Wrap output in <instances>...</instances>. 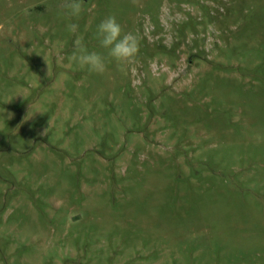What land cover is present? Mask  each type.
Here are the masks:
<instances>
[{
	"label": "rangeland",
	"instance_id": "1",
	"mask_svg": "<svg viewBox=\"0 0 264 264\" xmlns=\"http://www.w3.org/2000/svg\"><path fill=\"white\" fill-rule=\"evenodd\" d=\"M79 2L0 0V264H264V0Z\"/></svg>",
	"mask_w": 264,
	"mask_h": 264
},
{
	"label": "clouds",
	"instance_id": "2",
	"mask_svg": "<svg viewBox=\"0 0 264 264\" xmlns=\"http://www.w3.org/2000/svg\"><path fill=\"white\" fill-rule=\"evenodd\" d=\"M82 12L79 0H65L63 15L75 19ZM66 30L75 38L72 40V51L67 56L71 65L88 73L103 75L110 63H115L123 70L131 67L139 55L140 42L136 33L125 32L113 15L102 18L95 26L94 37L97 48L90 49L84 43L82 35L77 34L78 25L67 23Z\"/></svg>",
	"mask_w": 264,
	"mask_h": 264
}]
</instances>
